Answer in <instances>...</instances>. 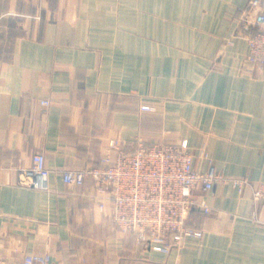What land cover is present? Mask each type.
Here are the masks:
<instances>
[{"label": "crops", "instance_id": "obj_1", "mask_svg": "<svg viewBox=\"0 0 264 264\" xmlns=\"http://www.w3.org/2000/svg\"><path fill=\"white\" fill-rule=\"evenodd\" d=\"M247 1L0 0L1 256L56 248L50 264H264L248 187L209 192L213 211L192 217L202 238L165 255L129 246L91 179L69 186L59 173L95 164L110 139L167 134L189 141L199 171L210 160L225 177L264 181V73L245 71L236 34ZM35 153L51 170L46 191L19 184Z\"/></svg>", "mask_w": 264, "mask_h": 264}, {"label": "built area", "instance_id": "obj_2", "mask_svg": "<svg viewBox=\"0 0 264 264\" xmlns=\"http://www.w3.org/2000/svg\"><path fill=\"white\" fill-rule=\"evenodd\" d=\"M237 35L247 43L243 68L248 74L264 73V0H248L238 16ZM231 45L232 41L226 42ZM47 106L48 101H41ZM140 110L154 113L153 106L141 105ZM51 170L40 153L32 156L31 166L20 170L21 186L46 191ZM69 186H83L92 181L93 200L100 210L110 208L116 232L137 246L142 253L168 255L188 242H197L202 231L192 224L197 214H210L208 193L220 184H229L238 192L251 190V220L264 226V181L225 177L208 160L202 172L194 166V153L189 141L163 134L151 142L137 137L127 141L110 139L99 160L90 166L59 172ZM57 254H26L18 262L0 255V264H50Z\"/></svg>", "mask_w": 264, "mask_h": 264}, {"label": "rangeland", "instance_id": "obj_3", "mask_svg": "<svg viewBox=\"0 0 264 264\" xmlns=\"http://www.w3.org/2000/svg\"><path fill=\"white\" fill-rule=\"evenodd\" d=\"M147 105V104H146ZM148 106H153V105H148ZM155 109H156V111H157V109L159 110V108H156L155 106H153ZM156 111H154V112H156ZM152 113V112H151ZM164 132H167V131H164ZM170 137H172V136H170ZM140 138V137H139ZM152 138H154V136L152 137ZM172 138H174V137H172ZM142 139V138H141ZM143 140V139H142ZM144 141V140H143ZM145 142H147V141H145Z\"/></svg>", "mask_w": 264, "mask_h": 264}]
</instances>
